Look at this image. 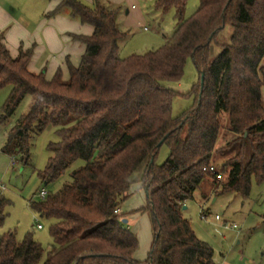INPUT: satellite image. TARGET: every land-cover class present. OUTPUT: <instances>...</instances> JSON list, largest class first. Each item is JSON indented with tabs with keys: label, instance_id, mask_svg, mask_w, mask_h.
<instances>
[{
	"label": "trees",
	"instance_id": "trees-1",
	"mask_svg": "<svg viewBox=\"0 0 264 264\" xmlns=\"http://www.w3.org/2000/svg\"><path fill=\"white\" fill-rule=\"evenodd\" d=\"M186 2L155 0V9L174 10L172 34L155 50L120 57L118 42L127 32L117 26L116 9L99 1L90 6L59 0L46 16L67 8L71 18L92 26L89 35L70 34L85 48L77 65L65 60L67 79L60 68L50 78L43 70L31 72L32 48L20 46L11 56L0 31V88L10 86L0 124L25 96L31 98L6 132L2 150L26 164L31 139L53 127L59 140L47 144L51 154L38 171L41 183L53 182L77 159L84 162L70 182L28 201L50 221L52 242L41 264H217L181 207L205 177L218 184V192L243 197L251 178L264 177V0H200L184 18ZM225 25L231 27L228 42H217ZM188 58L198 71L189 92L194 102L172 116V99L185 94L166 83L180 80ZM221 112L233 137L219 149ZM161 140L169 152L156 164ZM217 152L224 158L220 170L211 164ZM222 172L226 177L219 182ZM135 183L146 190L151 215L144 260L133 257L137 237L122 221L124 213L114 211ZM7 205L0 196V226ZM43 251L29 233L21 239L11 231L0 234V264H37Z\"/></svg>",
	"mask_w": 264,
	"mask_h": 264
},
{
	"label": "rangeland",
	"instance_id": "rangeland-1",
	"mask_svg": "<svg viewBox=\"0 0 264 264\" xmlns=\"http://www.w3.org/2000/svg\"><path fill=\"white\" fill-rule=\"evenodd\" d=\"M154 1H132L136 8L131 9L129 15L125 14V7L118 8L117 26L120 30L127 32V35L118 42L120 57L155 50L172 34L177 22L174 10L161 12L154 8ZM19 2L26 9L27 0H19ZM199 2L200 0H187L183 17L192 15ZM64 10L68 9L64 8ZM230 34L231 27L225 25L217 35V42H228ZM219 49V46L214 43L213 53H218ZM62 78H68L67 71ZM197 78L198 71L193 61L188 58L180 80L166 83L168 87L185 94L172 99V116L181 114L193 104L194 96L189 92ZM9 89L10 86L0 88V108ZM261 99L264 106V91H262ZM30 100V96H25L8 120L0 124V181L3 184V188H0V196L8 200L5 208L6 216L0 226V234L11 231L16 239H21L28 233L31 234L44 248L37 262L41 264L52 242L49 234L50 221L35 213L29 207L28 201L39 198L38 191L42 186L54 192L64 183L70 182L71 172L84 162L81 159L75 160L56 180L46 185L42 184L38 171L44 167L47 157L51 154L47 149V144L50 141L59 140L55 129L48 127L31 139L27 163L22 165L17 156L16 162L11 164V157L2 152L1 147L5 141L6 132L17 117L27 111ZM220 122L221 129L216 142L219 149L223 148L225 142L233 137L226 129L225 112L220 113ZM168 152L167 145L161 144L154 163L161 164ZM223 159L219 152L212 154L211 164L216 170H220ZM225 177L226 172H222L219 182L224 181ZM217 186L218 184H214L210 177L203 178L194 191L193 197L183 204L185 208L182 205L183 217L188 220L196 237L213 248L214 260L217 264H264V220L261 218L264 212V177L258 182L256 178H251L249 193L246 197L232 191L218 192L220 187ZM119 208L124 213L123 218L129 217V221L124 224L137 237L138 244L133 257L137 260L146 259L151 246L152 229L145 190L138 183L132 184L130 194L119 203ZM201 209L207 214L206 219L201 218ZM215 215H218L219 219H215ZM36 223H40L42 227L37 228ZM232 224H235V228L231 227Z\"/></svg>",
	"mask_w": 264,
	"mask_h": 264
},
{
	"label": "crops",
	"instance_id": "crops-1",
	"mask_svg": "<svg viewBox=\"0 0 264 264\" xmlns=\"http://www.w3.org/2000/svg\"><path fill=\"white\" fill-rule=\"evenodd\" d=\"M59 0H27L25 8L19 0H0V31L3 32V42L11 56H16L19 47L32 48V55L27 64L31 72L44 71L45 77L50 78L57 68H60L62 77L66 73L65 60L77 65L85 45L70 37V34L89 35L92 26L71 18L68 10L61 9L53 16H46ZM93 6L96 1L110 8H126L129 15L131 9L136 8L132 1L136 0H81ZM64 68L65 72H64ZM1 151L2 150L1 147ZM5 153V152H4ZM7 154V153H5ZM8 155V154H7ZM9 156V155H8ZM21 164H25L22 163ZM121 212V208H118ZM201 218L207 214L201 209ZM203 216V217H202ZM126 222L129 217H126Z\"/></svg>",
	"mask_w": 264,
	"mask_h": 264
},
{
	"label": "built area",
	"instance_id": "built-area-1",
	"mask_svg": "<svg viewBox=\"0 0 264 264\" xmlns=\"http://www.w3.org/2000/svg\"><path fill=\"white\" fill-rule=\"evenodd\" d=\"M15 160H16V159L12 156V157H11V164H12V165L16 162ZM209 170L213 171V170H214V167H213V166H210V167H209ZM0 188H3V184H2L1 181H0ZM46 194H47V189H46L45 187L42 186V187L39 189V191H38V196H39V198H44V197L46 196ZM114 211H115V212H118V209H115ZM202 217H203V216H202ZM214 218H215V219H219V216H218V215H215ZM36 227H37V228H41L42 226H41L40 223H36ZM231 227H232V228H235V224H232Z\"/></svg>",
	"mask_w": 264,
	"mask_h": 264
},
{
	"label": "water",
	"instance_id": "water-1",
	"mask_svg": "<svg viewBox=\"0 0 264 264\" xmlns=\"http://www.w3.org/2000/svg\"><path fill=\"white\" fill-rule=\"evenodd\" d=\"M202 83H203V72L201 71V73H200V85H202ZM162 140H163V139H162ZM162 140L158 143V145L161 144ZM145 192H146V190H145ZM146 195H147V192H146ZM183 208H185V205H183ZM122 221L125 223V222H126V219L123 218Z\"/></svg>",
	"mask_w": 264,
	"mask_h": 264
}]
</instances>
